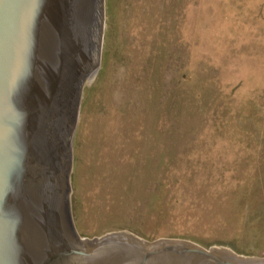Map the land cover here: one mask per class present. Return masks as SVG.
<instances>
[{
    "label": "rangeland",
    "instance_id": "rangeland-1",
    "mask_svg": "<svg viewBox=\"0 0 264 264\" xmlns=\"http://www.w3.org/2000/svg\"><path fill=\"white\" fill-rule=\"evenodd\" d=\"M69 208L127 232L264 257V0H102Z\"/></svg>",
    "mask_w": 264,
    "mask_h": 264
},
{
    "label": "water",
    "instance_id": "water-1",
    "mask_svg": "<svg viewBox=\"0 0 264 264\" xmlns=\"http://www.w3.org/2000/svg\"><path fill=\"white\" fill-rule=\"evenodd\" d=\"M102 26V0H0V187L13 189L0 200V264H264L185 240L76 232L70 141Z\"/></svg>",
    "mask_w": 264,
    "mask_h": 264
},
{
    "label": "clouds",
    "instance_id": "clouds-1",
    "mask_svg": "<svg viewBox=\"0 0 264 264\" xmlns=\"http://www.w3.org/2000/svg\"><path fill=\"white\" fill-rule=\"evenodd\" d=\"M11 181L9 180L4 187H0V200H7L8 196L12 192Z\"/></svg>",
    "mask_w": 264,
    "mask_h": 264
}]
</instances>
